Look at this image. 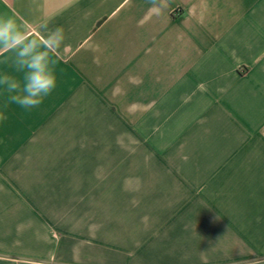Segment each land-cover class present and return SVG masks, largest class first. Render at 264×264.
<instances>
[{"label":"crops","instance_id":"0c3cea01","mask_svg":"<svg viewBox=\"0 0 264 264\" xmlns=\"http://www.w3.org/2000/svg\"><path fill=\"white\" fill-rule=\"evenodd\" d=\"M0 14L65 37L53 94L0 121V264H264V0H0ZM168 121L203 147L192 168L51 163L90 131ZM117 199L137 206L118 225Z\"/></svg>","mask_w":264,"mask_h":264},{"label":"rangeland","instance_id":"374dc122","mask_svg":"<svg viewBox=\"0 0 264 264\" xmlns=\"http://www.w3.org/2000/svg\"><path fill=\"white\" fill-rule=\"evenodd\" d=\"M173 124L168 121L162 129L156 130L137 127L99 128L90 131L88 136L84 135L82 144L51 145V158L60 160L50 161L59 169L109 170L116 173L146 170L156 174L161 170L192 168V161L185 159L187 154L203 152V147L189 140L185 135L186 129L176 128ZM121 189L116 184V190ZM120 192L116 195H122ZM135 207L127 199L115 200L117 225L131 217V212L137 211Z\"/></svg>","mask_w":264,"mask_h":264},{"label":"clouds","instance_id":"9594fccd","mask_svg":"<svg viewBox=\"0 0 264 264\" xmlns=\"http://www.w3.org/2000/svg\"><path fill=\"white\" fill-rule=\"evenodd\" d=\"M9 14H0V121L12 104L31 111L39 108L58 86L61 27L39 24L34 34Z\"/></svg>","mask_w":264,"mask_h":264}]
</instances>
